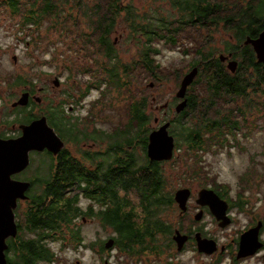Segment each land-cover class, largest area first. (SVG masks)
<instances>
[{
    "label": "trees",
    "instance_id": "16d2710c",
    "mask_svg": "<svg viewBox=\"0 0 264 264\" xmlns=\"http://www.w3.org/2000/svg\"><path fill=\"white\" fill-rule=\"evenodd\" d=\"M99 1H108L109 5L89 6L88 0H12L11 6L15 17H21L20 13H26V9L35 12L30 17L36 20L30 18V24L17 22L21 31L29 25L37 32H42L41 28L45 27L47 33L55 32L61 39L67 38L69 33L67 21L62 18H72L77 46L96 49L93 60L97 66H103L96 72V78L101 79L96 81L94 88H88L87 93L105 85L102 98L107 97L106 91L108 95L119 94L109 99L110 104H122L119 111L123 118V136L122 141L115 143L114 151L109 147L108 182H95L92 184L95 189L86 184L83 194L101 205L103 202L108 204L95 213L91 211L89 217L111 229L114 234L112 248L117 250L118 256L139 258L146 252L154 253L173 246L174 231L165 223L163 213L174 207L175 191L165 190L169 181L163 167L176 158L173 155L168 162H151L146 158L149 131L146 127L151 117L146 113L147 97L134 92L132 79L135 83L150 80L155 87L169 76L180 82L185 73L197 67V76L187 90L186 108L165 120L170 121L169 133L174 138L173 154L184 147L186 157L192 155L197 163L210 148L217 153L220 148L231 147L227 135L235 141L238 133L249 130L244 125L246 117L254 110L259 114L264 110L255 99L264 95V64L257 63L251 45H243L246 39H255L264 31V0H165L170 4L167 15L156 11V15L137 16L131 7L126 6L125 25L133 35H139L135 41L139 46L138 58L132 67L118 60L113 42L108 37L116 25L120 7L117 3L112 5V0ZM63 2L68 4H61ZM0 4L5 6L3 2ZM73 10L77 18H73ZM91 24L96 26L93 34L88 29ZM221 32L230 40L224 43L222 50L210 45L212 37ZM159 45L170 50L178 49L182 56L192 54L195 60L188 62L184 72L175 67H163L157 61L162 53ZM230 53L237 62L234 72H230L227 63L225 65L218 57ZM134 143L140 146L145 156L141 164L127 155L128 148ZM75 183L77 181L72 176L64 182L53 179L45 184L43 205L36 204L28 213L26 232L29 236L20 229L16 240H12L9 249L12 254L11 257L7 254V264L56 261L57 254L51 248L56 242L72 249L85 247L96 253L107 252L105 242L84 244L75 226V218L83 214L77 205L79 194L76 189L71 190ZM68 189L75 192V196L68 194ZM130 193L134 201L128 198ZM191 229L189 226L188 230L179 232L191 235ZM161 236L164 240H158Z\"/></svg>",
    "mask_w": 264,
    "mask_h": 264
},
{
    "label": "rangeland",
    "instance_id": "374dc122",
    "mask_svg": "<svg viewBox=\"0 0 264 264\" xmlns=\"http://www.w3.org/2000/svg\"><path fill=\"white\" fill-rule=\"evenodd\" d=\"M132 2L136 4L137 7H134V9L140 16L156 15V11H163V14L167 15V12L170 11V4L165 0H132ZM170 13L172 14V11ZM20 15L23 18L24 12H21ZM73 18H77V13L74 10ZM18 19L19 17L10 15V12L6 8L0 7V50H5L3 66L1 65L0 69L4 71L14 70L15 67L12 66L11 58L15 56L18 60V70L28 61L29 64L34 63L37 69L36 73H40H37L40 81L45 80L46 83L49 81L50 84L55 77L61 82L65 79V84H69L70 86L69 91L71 93H78L81 100L84 98L80 101L84 106H81L82 109L80 110L73 111V115H85L87 105L96 100V103L93 105V116H95L96 123L101 124V126L104 123L105 117H107L110 140L106 145L109 144L111 151H114L116 149L115 143L122 141L121 127L123 118L119 111L122 104L117 102L110 104L109 99L119 94L116 92L114 95L113 92L111 95H108V91H106L105 95L107 97L104 96L100 100L101 92L106 89L105 85H102L101 89H90L87 93L88 88H94V84L100 79L96 78V72L101 71L103 68V66H97L93 60L97 54L96 49L90 47L86 50V47L80 49L77 46L78 42L77 40L75 41L76 32L71 25L73 19L68 16L62 18V20L67 21V28L69 30L68 36L65 39H61L55 32L48 31L47 33L45 27L41 28L42 32L39 36H37L38 32L33 29L21 31L18 28L19 26L16 25ZM91 25L88 27L90 33ZM122 29L121 25L117 27L116 32L110 37V40L113 42V48L118 56V60L122 64L132 67L133 62L138 58L139 46L135 42L137 41V37H134L125 27L129 34L127 38L121 39L120 33ZM26 32L29 33V37L25 35ZM16 39H19L20 43H17ZM227 40V35L221 32L212 37L210 45L222 50ZM26 41H29L30 46L25 49L22 42ZM188 44L187 46L190 47ZM160 47L162 53L157 57V61L163 67L171 69L175 67L176 69H182L184 72L188 62L191 59L195 60L192 54L182 56L178 49L170 50L162 46ZM104 63L107 62L104 60ZM150 83H152L150 80L135 83L134 79H132L131 84L135 93L143 94L147 97L148 106L146 113L151 117L146 127L149 130L148 134L152 129L157 127L153 119L155 117L161 119L164 112V110L153 111L152 107L160 106L167 102L170 107L164 120L173 117V107L178 103L174 99L179 82L175 81L173 76H169L167 80H162L160 85L155 87L154 85L153 87H149ZM138 90L139 92H137ZM58 97H60L58 92H51L50 98L52 100ZM152 98L156 100L155 104L149 106ZM157 99L159 100L157 101ZM255 99L256 103L262 104L264 107V95H258ZM100 101H104L105 105L100 111H96L95 108ZM162 120L163 118L160 121ZM245 121L244 125L249 128L247 132L245 131L246 133H238L235 141L231 136L227 135V140L232 144L231 147L220 148L217 153L214 149L210 148L206 153L201 155L200 162L194 163L192 155L186 157L183 150L184 147L175 152L174 157L176 160H172L163 167L164 174L169 181V185L165 190L167 192L176 191L184 184H186L185 186H191L196 191L200 188L212 187L216 183L227 185L229 188L240 187L241 185L249 186L246 189L250 190L249 201L251 202V206L255 208L264 207V110L260 114L257 110H254L251 115L246 117ZM114 132L117 133L116 136H113ZM97 148L104 150L105 143L104 145L97 146ZM128 151L130 152L127 155L131 156L135 161L140 164L144 162L145 156L137 143L129 147ZM246 179L249 181L245 182ZM128 198L130 200L133 198L134 201L132 193L128 194ZM81 202L85 203L83 200ZM178 213V209L174 207L166 209L163 213V219L165 223L170 225L172 231L184 230V227L185 230H188L189 226L192 227L194 225L193 220L188 215L179 217ZM192 213L191 211L190 214ZM87 218L94 221L84 223L81 228L78 227L81 224L80 219L75 222V226L78 227L84 244L106 242L109 238L114 237L110 228L101 226L100 222L95 218ZM202 225L206 226L205 231L208 236L213 237L217 235L215 224L210 217H206ZM163 237L161 236L158 240H164ZM61 247L60 242L52 243L51 248L57 254L58 259L50 263L42 262L40 264H75L76 262H79V264H104L105 261H107L106 264H152L150 259L153 256L151 255L125 259L124 256H118L117 250L114 248L109 249L111 250L110 252L107 250L104 253H96L85 247L78 249H72L67 246H63L61 249ZM172 248L175 255L176 250L173 246H170L168 250ZM174 257L185 264H198L200 261L208 262V259L202 254L197 253L195 246L190 243L184 248L183 254L177 253Z\"/></svg>",
    "mask_w": 264,
    "mask_h": 264
},
{
    "label": "flooded vegetation",
    "instance_id": "af4514ba",
    "mask_svg": "<svg viewBox=\"0 0 264 264\" xmlns=\"http://www.w3.org/2000/svg\"><path fill=\"white\" fill-rule=\"evenodd\" d=\"M112 1L111 4L116 5L117 3L120 10L118 11V17L116 19L117 26L115 25L113 27L108 37L110 38L116 32L117 27L121 25L123 29L120 33V38H127L131 31L125 25V7H131V10H133L132 12L138 16L139 14L134 9V7L136 8L137 6L132 0ZM0 2L5 3V6L0 4V7L6 8V10L10 12V15L13 16L14 14L11 6L12 0H0ZM87 3L89 6H99L101 4L106 6L109 5L108 1L102 2L99 0H88ZM61 4L66 5L68 3L63 2ZM26 11L23 18L19 17L17 22L30 24V18H32L33 21L36 20L34 17H30V15H34L35 12H28L27 9ZM124 25L129 32L125 29ZM94 27L96 26L92 24L91 33H93ZM30 29L32 28L29 25V27L27 26L23 31H30ZM40 33L41 32H38L37 36H39ZM25 35L29 37V33L26 32ZM134 37H139V35H134ZM16 42L20 43L19 39H16ZM22 43L25 49L29 48V41ZM240 48H242L241 45ZM4 51L5 50H0V66H3ZM227 56L228 59L224 61L225 65L228 61L236 60L231 58L232 53ZM11 61L12 66L15 67L14 70L10 69L4 71L0 69V151L3 150V146L6 145V143L9 144L10 142L17 141L25 133L28 134L26 137L30 136L32 134V128L30 129L32 125H34V131H38L40 128L42 129L44 126L42 124L43 122L48 128L53 130L63 144L62 148L56 154L50 153L46 149L41 151H36L34 149L29 150L25 166L9 176L14 182L28 184L27 189L23 192L25 199L21 200L17 198L15 207L13 208L17 235L20 229H24L26 232V228L29 226L28 213L30 208H34L36 204L39 206L43 205L45 184L52 182L53 179L64 182L71 179L72 176L75 177L77 183H75L71 190L76 189L75 192L79 194L77 205L83 213L75 218L74 223L80 219L81 224L78 227L81 228L84 223L94 221L93 219L87 218L91 211L95 213L99 208H104L108 205L104 204V202L101 205V202H97L91 197L86 198L83 194L86 184L91 186L90 189H95L92 186L95 182H108L106 174L110 164V151L109 144H106L110 140V133L107 117H105L102 126L96 123L95 116H93V105L96 103V100L87 105V112L85 115H73V111L80 110L82 109L81 106H84L80 102L84 98L81 100L78 93H71L69 91V84H65V79L61 82L55 77L50 83L52 85H50L49 81L48 83H46L45 80L40 81L34 63L29 64L28 61L18 70L19 65L17 58L13 56ZM55 81H57V85H55ZM187 90H190V87H188ZM53 91L60 94V97L56 99L53 98L54 102L50 98L51 92ZM188 95L189 92L187 91V100ZM101 99L102 97L100 100ZM155 101L156 100L152 98L149 106H153ZM104 105V101L98 102L95 108L96 111H100ZM152 109L153 111H162L158 109V106H154ZM167 110L168 107L166 111L164 110L162 113V121H160L162 118H154L158 119L157 126L165 122L164 118L166 117ZM39 121H42V123H39ZM113 136L116 135L114 134ZM104 143V150H99L97 146L104 145ZM248 181L249 180L246 179L245 182ZM185 185L186 184L181 188H186L190 191V195L186 202V210L181 213L173 197L174 207L178 209L179 217L188 215V217L193 220L194 225L191 229V235L181 232L182 235L188 236V240L181 250L178 251L173 242V247L176 250L175 255L177 253H180V255L183 254L184 248L189 243L193 244L196 248L194 237L196 234H200L201 238L210 239L216 243V251L210 255L200 253L208 259V262L205 263L204 261H200L198 264H264V207L255 208L251 206V202L249 201L250 190L246 189L249 186L241 185L240 187L236 186L234 188H229L227 185L216 183L214 185L215 187L200 188L196 191L191 186ZM201 189L212 190L220 201L224 203H219V209L214 210V212L219 211L220 213H217V215L221 216L222 208H224V213L219 220L211 213V209L208 205H200L197 203L198 192ZM71 190H67L69 192L68 194L75 196V192ZM98 190L97 193H99ZM37 200L38 202H36ZM81 200L85 201V203H82ZM191 211L193 212L192 214H190ZM197 215H200L198 221L195 220V216ZM206 217H210L215 224L217 235L213 237L208 236L205 231L206 226L202 225ZM250 230L256 232V240L253 239L252 234V236H250L251 238L247 240L246 245L242 246L240 244L241 236ZM26 235L29 236L27 232ZM16 237L6 240L8 245V249L5 252L6 257L7 254L11 257L12 251L10 252L9 249L13 243L12 240H16ZM104 252L106 251L104 250ZM197 253L199 252L197 251ZM147 255L153 256L150 259L152 264H185L174 257L173 248L142 254L144 257ZM106 263L107 261L104 262V264Z\"/></svg>",
    "mask_w": 264,
    "mask_h": 264
},
{
    "label": "water",
    "instance_id": "95a60500",
    "mask_svg": "<svg viewBox=\"0 0 264 264\" xmlns=\"http://www.w3.org/2000/svg\"><path fill=\"white\" fill-rule=\"evenodd\" d=\"M244 45H251L257 63L264 64V31L261 32L255 39H246ZM221 62L228 59V56L219 55ZM227 68L230 72H234L237 67V62L231 60L227 62ZM198 68L193 67L187 73H185L179 84L178 90L175 93V98L179 102L173 107V113H181L187 106L186 92L188 87L192 84L193 80L197 76ZM57 85V81H55ZM153 87V83L148 85ZM154 101V100H153ZM168 103H163L158 106L159 110H166ZM154 124L158 123V119H154ZM42 123V121H39ZM44 126L38 131H34V125L30 127L32 134L30 136L25 133L20 139L15 142L3 146V150L0 151V264H7V258L5 252L8 249L6 240L8 238H15L17 235V226L14 219L13 208L15 207V201L17 198L23 200L25 196L23 192L27 189V183L14 182L10 179V175L22 169L27 162V153L29 150L41 151L46 149L48 152L56 154L63 146L61 140L55 135L52 129L48 128L43 122ZM170 121H165L161 125L152 129L147 136V144L145 155L151 162H168L173 158L174 150V138L169 133ZM44 129V130H43ZM29 130V129H28ZM34 137H33V136ZM29 137V138H28ZM10 146V147H9ZM190 195V191L186 188H181L175 191L173 197L174 201L178 205L181 213L186 210V202ZM197 203L200 205H208L211 209V213L219 220L224 213L222 208L221 216H218V212H214L215 209H219V203L224 204L217 195L208 189H201L198 192ZM200 215L195 216V220L198 221ZM250 230L241 236L240 244L246 245V242L253 234V239L256 240V232ZM188 240L187 235H182L178 230H175L172 235V241L175 243L177 250H181ZM196 242V248L199 253L212 254L216 251V243L213 240L201 238L200 234H196L194 237ZM114 246V240L109 238L104 245L106 250L111 249ZM75 264H79L76 262Z\"/></svg>",
    "mask_w": 264,
    "mask_h": 264
}]
</instances>
